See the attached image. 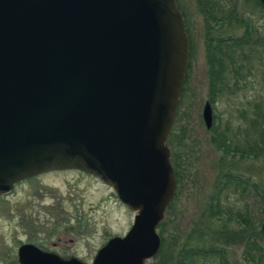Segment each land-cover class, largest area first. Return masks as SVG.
Returning <instances> with one entry per match:
<instances>
[{
    "label": "water",
    "instance_id": "water-1",
    "mask_svg": "<svg viewBox=\"0 0 264 264\" xmlns=\"http://www.w3.org/2000/svg\"><path fill=\"white\" fill-rule=\"evenodd\" d=\"M187 54L175 0H0V197L17 181L85 173L133 213L91 264L154 258L175 189L165 142ZM201 121L209 130L207 102ZM17 262L82 264L30 244Z\"/></svg>",
    "mask_w": 264,
    "mask_h": 264
},
{
    "label": "rangeland",
    "instance_id": "rangeland-1",
    "mask_svg": "<svg viewBox=\"0 0 264 264\" xmlns=\"http://www.w3.org/2000/svg\"><path fill=\"white\" fill-rule=\"evenodd\" d=\"M175 2L182 14L188 39L187 72L182 98L176 105L165 144L169 151V162L171 154H175L180 182L169 207L164 211L162 228L159 230L164 241L162 252L144 264H173L172 242L180 247L188 237L194 246L211 244L217 249H224L228 264H248L242 260V250L248 241L253 249L259 251L258 255H262L260 264H264V239L257 233L263 218L264 159L261 156L257 159L252 156L240 159L224 155L211 145L209 140L213 133L207 131L201 121V110L207 101L212 113L211 129L219 132L228 130L227 135H235L238 141L244 138L247 131L245 135L252 140L258 139L256 143L262 148L264 11L256 0H215L216 17L229 21L224 20L214 26L208 36L224 40L239 39L240 42L234 45L238 47L233 52V67L227 69L226 85L212 101L208 94L204 58L206 23L198 13L196 0ZM250 122L256 123L259 133L250 132ZM220 171L234 177L219 195L221 210L229 213L234 219L232 221L225 216L207 220L204 215L210 199L216 193L214 185L220 180ZM19 191L22 195L24 242H54L56 238H71L81 242V245L71 246L84 255L103 244L107 238L124 234L133 218V213L117 201L108 187L75 170L28 179ZM236 215L247 219L249 231L248 227L245 230L242 228ZM1 220L0 236L3 235ZM65 229L68 231L65 236L53 233ZM197 233L206 235L207 239L197 237ZM217 233H223L222 237H218ZM246 249L248 251V246ZM256 250H253L250 259H255ZM195 264L218 263L212 258L196 259Z\"/></svg>",
    "mask_w": 264,
    "mask_h": 264
},
{
    "label": "trees",
    "instance_id": "trees-1",
    "mask_svg": "<svg viewBox=\"0 0 264 264\" xmlns=\"http://www.w3.org/2000/svg\"><path fill=\"white\" fill-rule=\"evenodd\" d=\"M196 1H197L196 3L199 13L206 23L205 38H204V58L206 64L208 94L210 97H212L211 100L213 101L220 92L221 88H224L226 85L225 80H226L227 69L233 67L232 56L234 49L232 50L231 48L235 40H230V39L219 40V41L212 40L211 36H208L209 35L208 23L210 24L222 23L224 17L218 18L213 15V12L217 8L216 2L214 0H196ZM256 3L260 7L258 0H256ZM229 42L231 43L229 44ZM232 72L233 70L231 69V73ZM249 126H251L250 132H254L256 134L259 133L260 130L257 129L255 122H250ZM211 127L209 128V130H211L213 135L210 136L209 141L216 150H219L224 155L229 154L231 158L237 156L240 159L248 158V156H252L254 159H257L258 157L261 156V158L264 159L263 132H262V141H261L262 148L260 149L258 147V144L256 143L258 139L257 141L255 139L254 140L249 139V137L245 135L247 131L244 132V138L238 141L235 135H231V136L227 135L228 130L225 131L224 129V131L222 130V132H219V131H214V129L213 128L211 129ZM174 155H175L174 153L171 154L170 163L173 170V179L175 183V190H174V196H175V193L179 188L180 175H179V169L177 168V163L174 161ZM233 178L234 177L229 173L226 172L221 173V171L219 172V179L220 180L222 179V181L220 183V180H218L214 185V189L216 190V193L214 197L210 199V202L208 203V207L204 211V215H206L207 220L220 219L221 217L223 218V216L228 218V221L234 220L232 217H230L229 213H225V212L223 213L219 205V195L223 193V190L226 189L227 185L233 180ZM214 198L215 201L213 200ZM168 207L169 205L166 207V209ZM262 213H263V218H262V223H263L264 195H263ZM236 220H238V223L242 224L241 226L242 228H244V230L247 229V227L249 226V222L247 221V219L242 218L240 215H236ZM262 223L261 226L263 225ZM162 224L163 223H159L156 227V229H158L157 234L160 238V249L156 255L157 257L160 256L164 244L161 231H159L162 228ZM261 226L257 233L261 235V237L264 239V233L261 230ZM248 231H249V227H248ZM222 234L223 233H217L218 237H222ZM197 237L207 239V236L206 235L203 236V234H198ZM206 241H210V240H206ZM193 244L194 242L191 241L190 237H188L187 242L180 247H176V243L173 241L171 244V246H173L174 248L173 251L174 254H172L173 264H195L196 259L210 260L212 258L216 259L218 264H228L227 252L224 249H217L211 244L201 247H197L196 244L195 247ZM244 246L245 249L242 250V260L247 262L248 264H260L262 255L261 254L258 255L259 251L253 249L251 247V244L248 243V241L245 242ZM247 246H248V251L246 249ZM253 250H256L255 251L256 255L254 260H252V258L250 259ZM163 263L164 262H161V264Z\"/></svg>",
    "mask_w": 264,
    "mask_h": 264
},
{
    "label": "flooded vegetation",
    "instance_id": "flooded-vegetation-1",
    "mask_svg": "<svg viewBox=\"0 0 264 264\" xmlns=\"http://www.w3.org/2000/svg\"><path fill=\"white\" fill-rule=\"evenodd\" d=\"M259 5H260V2H259ZM260 8L262 9L261 5H260ZM198 13H199V10H198ZM213 15L216 16L215 12H213ZM224 20L225 22L229 21V19L224 18L223 22ZM220 24L221 23H218V24L208 23V27H209L208 34L210 35V32L214 28V26L220 25ZM205 28L206 26H204V31H205ZM211 38L214 41L224 40V39H216V38L214 39L213 36ZM239 42H240L239 39L235 40V42L232 44L233 46L231 49L235 50V48L238 46H234V45L238 44ZM230 43L231 42H229V44ZM208 105L210 107L209 103ZM210 113H211V107H210ZM211 126H212V113H211ZM56 172H62V171H56ZM37 177L39 176H36L33 178L35 179ZM33 178H29V179H33ZM26 180L28 179L13 183L11 187V192H5V197H0V219H2L1 222L3 226L2 228L3 235L0 236V264H19L17 262V251L24 244H30L34 246L35 248H37L38 250H40L41 252L48 253L56 257L73 258V259L80 261L82 264H91L94 258V255H96L97 251L112 236L107 238L103 244H100L99 246L92 248L91 250L86 252L84 255L83 254L80 255L78 252L75 251V248L71 246V244L81 245V242H79V240H73L71 238H67V239L56 238L54 242L46 241V240L36 241V242H33V241L24 242L23 241L22 239V236H23L22 195L20 194L21 192L19 190H20V186ZM213 200L215 201V198ZM66 232H68L67 229H65V231L61 230L59 232L58 231L56 232L55 230L53 233H57V234L61 233V235L65 236ZM122 235H118V236H122Z\"/></svg>",
    "mask_w": 264,
    "mask_h": 264
}]
</instances>
